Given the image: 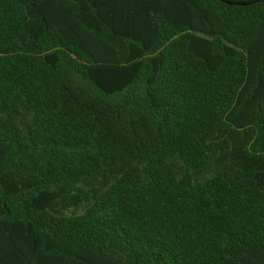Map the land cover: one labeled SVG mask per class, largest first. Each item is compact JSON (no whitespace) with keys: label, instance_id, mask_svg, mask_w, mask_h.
<instances>
[{"label":"trees","instance_id":"1","mask_svg":"<svg viewBox=\"0 0 264 264\" xmlns=\"http://www.w3.org/2000/svg\"><path fill=\"white\" fill-rule=\"evenodd\" d=\"M0 0V264H264V0Z\"/></svg>","mask_w":264,"mask_h":264},{"label":"water","instance_id":"2","mask_svg":"<svg viewBox=\"0 0 264 264\" xmlns=\"http://www.w3.org/2000/svg\"><path fill=\"white\" fill-rule=\"evenodd\" d=\"M221 1L226 3L227 5H233V6H247V5L259 2V1H254V2H249V3H236V2H230V1H224V0H221Z\"/></svg>","mask_w":264,"mask_h":264}]
</instances>
